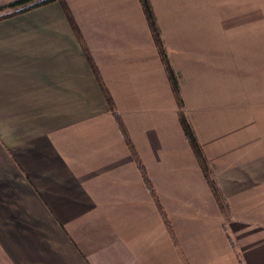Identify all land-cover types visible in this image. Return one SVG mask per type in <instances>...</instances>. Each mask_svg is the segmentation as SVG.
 <instances>
[{
    "label": "crops",
    "instance_id": "crops-1",
    "mask_svg": "<svg viewBox=\"0 0 264 264\" xmlns=\"http://www.w3.org/2000/svg\"><path fill=\"white\" fill-rule=\"evenodd\" d=\"M42 8L0 21L10 26L40 16L32 28L0 34V116L8 120L0 124V264H217L239 229H248L235 235L247 243L264 238V224H253L264 219V125L254 149L245 141L205 156L224 209L190 151L188 161L197 166L182 169L183 179L169 167L152 174L141 162L150 181H162V189L151 182L152 194L128 145L106 138L111 108L103 83L114 72L131 109L136 99L148 98L135 87L140 79L149 83L141 77L148 57L140 53L154 39L138 15H107V8L89 6L80 44L61 7H54L47 28ZM92 131L98 139L90 140ZM123 145L127 151L109 153ZM241 147L247 148L243 155L224 159ZM192 175L200 176L199 186L188 188ZM243 255L245 264H264V239Z\"/></svg>",
    "mask_w": 264,
    "mask_h": 264
},
{
    "label": "rangeland",
    "instance_id": "rangeland-1",
    "mask_svg": "<svg viewBox=\"0 0 264 264\" xmlns=\"http://www.w3.org/2000/svg\"><path fill=\"white\" fill-rule=\"evenodd\" d=\"M12 1L14 0H3L2 3ZM55 1L58 6L48 5L52 3L43 5L41 13L45 26L42 27L54 24V7H61L66 19L69 18L66 14H70L72 22L67 20L68 25L78 36L80 44L83 12L89 6L105 7L107 15H138L143 23L140 24L147 28L150 39L153 40L140 0H96L97 4L92 5L90 0ZM149 3L166 53L165 60L170 68L166 66L154 40L151 47L142 50L143 53L140 54L147 55L149 66L143 70L141 77L148 79L149 83L140 79L135 88L141 95L146 93L148 98L144 99L138 94L141 98L134 101L136 106L132 109L129 101H124V94L115 83L114 72H108L103 86L112 108L104 123L108 127L106 138L110 142L122 144L128 138L134 143L140 162L148 166L152 174L159 176L168 167L173 174H183L182 169L190 172L193 164L197 166L196 162H189L186 155L188 153L191 156L194 152L185 137L180 114L192 126L205 156H211L213 152L228 151L233 144H243L245 141L251 143L249 146L252 149L257 147L255 142L262 134L259 128L264 125V0H149ZM19 9L0 8V21L4 19L2 17ZM35 15L28 20L11 21L10 26L1 25L0 34L7 37L10 28H32L34 22L37 23L35 26L38 25L40 16L37 15L36 18ZM49 34L52 35V32ZM175 85L178 94L175 92ZM121 86L125 93L126 84ZM129 92L131 94L132 91L129 89ZM57 118L60 123L66 122L65 117ZM5 119L0 116V124L8 122ZM120 123L124 128L121 129ZM73 133L78 138L81 135L79 131ZM89 133L90 140L99 138L97 132ZM215 138L217 140H213ZM152 141L157 142L159 147L152 146ZM201 141L208 142L203 147ZM237 149L224 159L238 157L247 151L246 147ZM120 150L127 151L123 145L120 149H109V153ZM157 154L161 156L160 159L156 158ZM179 178L183 179L184 176ZM198 178L200 176H188L186 181L190 186H186L191 188ZM172 180L179 184L178 178ZM152 181L159 184L158 189L161 187L162 181L158 176ZM91 188L98 192L93 185ZM155 194L158 195L157 192ZM150 197L152 198L151 195ZM253 222L264 224V219L258 221L256 218ZM244 231L248 229L241 228L235 235H242ZM235 235L229 239L234 247L228 245L222 250L223 256L217 264H245L243 251L257 246L264 239H257L252 244Z\"/></svg>",
    "mask_w": 264,
    "mask_h": 264
},
{
    "label": "trees",
    "instance_id": "trees-1",
    "mask_svg": "<svg viewBox=\"0 0 264 264\" xmlns=\"http://www.w3.org/2000/svg\"><path fill=\"white\" fill-rule=\"evenodd\" d=\"M53 1H55V0H14V1L8 3V4L1 5L0 8L1 9L2 8H6V9L20 8V9L18 11H15V13H13V14L11 13L10 15H6V16H4L2 18H7L8 16L15 15V14H17L19 12H25V11H28V10L33 9L35 7H39L41 5H45V4L51 3ZM140 3L142 5V8H143V11H144V14H145L149 29H150V31L152 33L153 39L156 42V45L158 47V50H159L162 58L165 60L166 59V53H165V50H164L163 45H162V41H161V38H160V33H159V30H158V28L156 26L155 18H154V15H153L149 0H140ZM66 15H67V17H69L68 20H70L72 22V19L70 18V14L68 13ZM84 53L86 55L87 60L90 63H92V59H91L88 51L84 50ZM165 63H166V66L168 68H170L169 65H168V62L166 61ZM174 89H175L176 94H178V90H177L176 85L174 86ZM179 103L181 104V100H179ZM107 104H108V106L110 108H112V106L109 104V100H107ZM116 117L118 118L117 114H116ZM180 122L182 124V128H183L185 137L188 140V142H189V144H190V146H191V148H192V150L194 152V155H195V157H196V159H197V161H198V163L200 165L202 173H203L206 181L208 182V185H209V187H210V189H211L216 201L218 202L220 208L224 209V207L226 205H225V202H224L223 195L221 193L220 188L217 185V181H216V179L214 177V174H213V172H212V170H211V168L209 166L208 160L205 157V155L203 154V151H202V148H201V144L199 143V141H198V139H197V137H196V135H195V133L193 131L192 126L190 125L189 121L187 120V118L183 114H180ZM120 127H121V129L124 128V126L121 123H120ZM125 137H126V135H125ZM126 144L128 145V148L130 149L131 154L134 156V158L138 162V166H139L140 171L142 173V177L144 179L146 187L149 189V191L152 194H154L153 186L151 184L150 179L148 178V176L146 174L145 168L143 167L141 162L138 160V157H137L136 152H135V148H134L133 144L130 142V140L128 138L126 139ZM154 197H155V202H156L157 207L159 208L161 214H163L161 206H160V203L157 200V197L156 196H154ZM163 218L165 220V216L164 215H163ZM166 223H167V221H166ZM230 245L234 247V244H231V241H230Z\"/></svg>",
    "mask_w": 264,
    "mask_h": 264
}]
</instances>
